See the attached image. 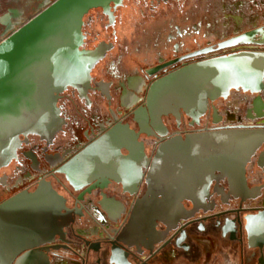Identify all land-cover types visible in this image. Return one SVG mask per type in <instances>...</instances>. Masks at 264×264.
I'll return each instance as SVG.
<instances>
[{"label":"flooded vegetation","instance_id":"obj_1","mask_svg":"<svg viewBox=\"0 0 264 264\" xmlns=\"http://www.w3.org/2000/svg\"><path fill=\"white\" fill-rule=\"evenodd\" d=\"M22 12L11 8L0 23L9 29L21 19ZM82 20L80 50L99 51L101 55L89 72L87 98L68 87L57 102L60 117L66 122L62 130L49 140L38 135L20 136L16 157L0 168V204L50 183L70 208L69 245L80 253L99 251L93 253L94 261L99 255V264H163V258L192 259L206 248L198 242L212 236L221 241V248L239 254L238 264H264V143L246 161L240 177L214 173L206 181L202 200L179 204L183 213L169 218L166 203L149 204L142 211L143 236L128 237L129 243L138 242L129 248L115 239L136 202L149 197L144 178L137 192L130 195L109 178L74 190L57 172L59 160L72 155L79 143L95 140L114 126L133 141L128 144L131 151L120 148L118 170L108 171L114 177L129 173L135 165H150L160 141L154 135L159 133L168 138L237 127L264 128V87L259 92L230 89L226 97L209 101L202 115H162L155 127L150 115L143 113L150 85L170 73L233 53L264 51V0H117L107 8L90 9ZM148 170L141 168L145 175ZM182 214L194 215L182 219ZM66 221L68 217L62 219ZM111 230L117 234H110ZM54 242L61 244L57 237ZM138 252L143 263L136 259ZM48 260V264L63 260L80 264L62 247L50 249Z\"/></svg>","mask_w":264,"mask_h":264},{"label":"water","instance_id":"obj_2","mask_svg":"<svg viewBox=\"0 0 264 264\" xmlns=\"http://www.w3.org/2000/svg\"><path fill=\"white\" fill-rule=\"evenodd\" d=\"M116 1L54 0L0 42V168L16 157L20 136L38 135L49 140L62 130L66 122L60 117L57 102L68 87L76 88L87 98L89 72L101 55L99 51L80 50L82 19L90 9L107 8ZM262 78L264 51L201 61L152 83L143 113L150 115L153 127L162 115L177 117L182 112L195 118L203 114L209 101L226 97L230 89L259 92L264 87ZM162 134L154 135L160 141L151 164L135 165L119 177L108 171L118 170L115 166L122 158L120 148L131 151L129 145L133 141L125 138L117 126L95 140L79 143L72 155L58 162L57 172L74 190L93 180L109 178L133 195L144 178L149 197L136 202L134 212L118 234L110 231L117 234L115 241L122 247L138 245L127 239L143 236L142 211L149 204L166 203L169 218L183 213L179 204L183 200H202L206 181L214 173L240 177L246 161L264 143V128L237 127L168 138L160 137ZM141 166L149 168L146 175ZM69 212L66 199L50 183L1 203L0 264H48V251L59 247L68 250L80 264H99V255L96 261L93 255L99 251L88 249L80 253L66 240L73 223ZM193 215L180 217L188 219ZM65 217L68 222H62ZM56 237L60 245L55 244ZM140 254L136 259L143 263Z\"/></svg>","mask_w":264,"mask_h":264},{"label":"crops","instance_id":"obj_3","mask_svg":"<svg viewBox=\"0 0 264 264\" xmlns=\"http://www.w3.org/2000/svg\"><path fill=\"white\" fill-rule=\"evenodd\" d=\"M126 154V150L123 151ZM206 247L201 249L200 255L192 259H168L163 258V264H226L228 260L234 261V264L239 262V254L234 250L230 251L227 248H221V241L217 237H205L198 242ZM59 264H72L69 260L59 261Z\"/></svg>","mask_w":264,"mask_h":264},{"label":"rangeland","instance_id":"obj_4","mask_svg":"<svg viewBox=\"0 0 264 264\" xmlns=\"http://www.w3.org/2000/svg\"><path fill=\"white\" fill-rule=\"evenodd\" d=\"M54 0H48L44 3L41 0H0V19L5 15L11 8L22 10L21 19L16 21L15 24L8 29L0 23V42L10 35L13 31L21 27L27 21L32 19L36 14L43 10ZM126 25L128 22H126ZM7 196V195H6Z\"/></svg>","mask_w":264,"mask_h":264}]
</instances>
